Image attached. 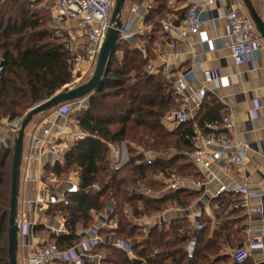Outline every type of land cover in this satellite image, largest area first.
I'll list each match as a JSON object with an SVG mask.
<instances>
[{"label": "trees", "instance_id": "obj_1", "mask_svg": "<svg viewBox=\"0 0 264 264\" xmlns=\"http://www.w3.org/2000/svg\"><path fill=\"white\" fill-rule=\"evenodd\" d=\"M43 1V0H40ZM49 1L50 0H45ZM139 3V0H131ZM153 0L145 18L154 25V33L141 38L142 45L121 42L110 58L103 80L89 97L87 110L76 115L84 140L73 143L66 155L65 173L78 171L81 191L74 194L70 207V227L77 223L88 228L94 224L92 212L104 213L107 207L102 198L116 202L110 215L116 220L115 240L127 243L135 259L111 245L106 249L107 264H229L228 248L246 241V217L241 207L243 197L226 193L214 200V229L212 221L201 219L197 232L194 256L188 258L186 246L191 238L187 217L175 218L143 232L140 219L163 213L170 207L186 210L197 193L179 190L152 199L134 191L141 187L160 191L164 187L155 180L159 173L167 177L199 174L184 156L192 148L196 128L220 123L227 116L224 105L214 96L205 100L201 110L186 124L168 130L162 120L167 112L178 108L176 93L161 75L146 71L154 59V49L164 36L163 21H179L187 10L186 0ZM31 11L26 0H0V122L24 117L33 107L63 91L74 79V56L65 42L44 26L43 20ZM53 18L50 17V20ZM44 26V27H43ZM124 142L130 161L120 170L110 168L108 146ZM135 145V146H134ZM154 149L160 154L151 165L142 161L137 147ZM13 148L0 147V264H10L8 229ZM98 185L100 191L93 187ZM53 207L48 210L52 217ZM105 232H102V235ZM78 241L74 234L58 239L60 248ZM242 264H255L252 258Z\"/></svg>", "mask_w": 264, "mask_h": 264}, {"label": "built area", "instance_id": "obj_2", "mask_svg": "<svg viewBox=\"0 0 264 264\" xmlns=\"http://www.w3.org/2000/svg\"><path fill=\"white\" fill-rule=\"evenodd\" d=\"M116 0H54L53 23L55 29L62 28L70 38L68 48L74 56L75 71L78 76L65 89H74L81 85V81L88 74H93L97 58L110 27ZM224 0H188L184 17L177 22L163 21L162 30L165 33L176 32L185 40L188 36H197L198 43L210 51L229 50L236 66L248 64L255 53L263 48V38L259 35L255 24L241 3L228 6L224 19L227 32L212 37L207 30V23L211 29L216 28L219 11ZM150 6H141L135 2L129 8L130 14L146 16ZM147 14V13H146ZM123 21L119 40L131 45H142L141 38L154 33V25L142 24L138 27L130 20ZM58 34V32H57ZM146 67L151 75H161L176 93L180 106L165 114L162 123L168 130L178 128L192 120L201 110L204 102L214 95L210 88L212 83L219 84L223 80L207 69L201 56L193 55V61L188 69L181 70V57L178 53L165 52L157 56ZM156 61L158 64L156 65ZM198 71L202 76V86L197 87ZM2 66H0V76ZM210 86V87H209ZM88 98L59 105L46 113V116L34 125L26 157L23 158L20 177V192L22 199L18 206L19 249L24 252L26 264H100L103 254L99 250L101 245H111L124 250L129 258L135 259L130 246L124 241L115 240L113 232L116 221L110 218L114 205L108 204L103 215H99L96 223L88 228L83 226L72 230L70 227V213L63 212V208L70 207L74 194L81 191V180L76 173L66 176V155L73 143L84 140L86 134L77 129L76 122L71 120L75 110H87ZM260 110H264V100L260 106L251 110L256 118ZM24 117L13 121H1L13 137L17 135ZM235 117L225 116L220 123L206 126V131L196 128L192 148L183 154L187 157L200 175L170 178L168 190L171 192L183 189L197 193L194 206L204 209L212 199L226 193H237L243 197L244 205L250 202L264 200V191L250 190L241 186L232 172H239L246 168L251 144L233 134ZM74 128L77 130L74 131ZM11 139L3 140L0 147L13 148ZM264 148V142L262 143ZM112 153L110 168L120 170L130 161L127 145L110 144ZM148 165L155 162L152 152L138 153ZM233 174V173H232ZM230 178L223 181V178ZM59 178H64L59 182ZM35 193V198L26 197L28 193ZM135 194H142L152 198L150 190H135ZM53 207L52 224L48 226L49 239L39 240L35 237V227L39 224L41 213L47 214ZM263 213V207L258 208ZM192 222L191 238L186 246L188 258H192L197 246V232L202 229L201 217L198 214L185 212ZM264 224V222H263ZM102 232L106 234L102 235ZM258 235L250 241L239 243L232 249L233 264H242L249 259L250 252H264V230H258ZM76 235L78 241L68 248H60L58 239L64 236Z\"/></svg>", "mask_w": 264, "mask_h": 264}, {"label": "crops", "instance_id": "obj_3", "mask_svg": "<svg viewBox=\"0 0 264 264\" xmlns=\"http://www.w3.org/2000/svg\"><path fill=\"white\" fill-rule=\"evenodd\" d=\"M146 2H149V5L146 3L143 6L149 7L152 5L153 0H147ZM251 2L255 10L257 11L258 15L261 17V19L264 22V0H251ZM132 3L133 2H131V4ZM187 3L188 0H186V5H185L186 8H187ZM238 3H241L245 8L242 0L222 1V7L219 11V18L216 21V28L211 29L210 25L207 23V30L212 37L217 36L219 33L224 34L227 32V25L224 19L226 10L228 6L231 5L236 6L238 5ZM171 6H175V5L171 4ZM128 11L129 8L123 10L122 20ZM144 13L147 16L148 12L144 11ZM146 16L142 17V19H135L133 22L134 26L138 27L144 24ZM139 46L141 47V45ZM156 51H157V56L165 52L178 53L181 57L182 71L188 69L191 66V62L193 61L192 59L194 54L197 55L195 58L201 56L206 63L207 69L216 76H220L223 79L219 81V84L212 83L210 85L211 87L210 86L209 87L214 92L213 96L217 97L224 105V112H226L227 115L231 114L235 117V121H236L235 128L232 132H230L231 135L235 133L239 135L240 138H242L244 141L251 144V150L249 151L248 154V163L246 168L239 172H232L233 174L231 173L232 175L231 178L232 177L237 178L241 186H246L250 190L262 189L264 191V148L262 146V143L264 142V110H260V113L256 118L250 116L251 110H253L256 106H260L264 100V40H263L262 50L259 51L258 53H255L253 55V59L248 64H244L241 66H236L234 64L230 56L229 50L210 51L209 48L205 49L203 45L198 43L197 36H188L185 40H182L176 32H171V33L164 32V36L161 38V43H159L156 46V49H154V52ZM154 59L156 60V55L154 56ZM155 64L157 65L158 61H156ZM196 75L198 77V82L196 86L200 87L202 86L203 78L198 71H196ZM76 127L77 129H79L78 126ZM16 137L17 135H15L14 137L10 135V133L8 132L5 126L0 125V143L6 139H11L12 141H14ZM24 142H25V137H24ZM24 149H25V144H24ZM111 155L112 153L110 152V158H112ZM172 177L176 179L181 178L177 174H173ZM172 177H167L163 173H159L156 176L155 180L161 182V184L164 185V187L160 191H154L151 188L146 189L144 187H141L138 190L142 192L150 190L153 192L154 195L152 196V199L155 200L160 199L164 194L171 192L168 190V181ZM229 180L230 178L228 177L223 178V181H229ZM93 190L95 192H98L100 191V187L98 185H95L93 187ZM35 196L36 194L34 192L26 194V197H30V198H35ZM19 197L20 199H22L23 197L21 192ZM196 199L197 197L193 199L191 205L186 210H181L176 207H171L166 211H164L163 213L142 217L140 219V223L141 225H143L144 234H147L148 230L155 225H159L164 222H170L172 219L175 218L186 217L185 212L187 210L190 211L192 214L195 213L200 215L202 220L204 218L210 219L212 221L211 230L214 229V225H215L214 200L216 198L212 199L211 202L207 204V206L204 209H200L199 206H194ZM101 200L102 201L108 200L106 202L107 205L108 204L116 205V202L113 201L112 199H106L104 197ZM261 206L263 207L262 214L259 213L258 211V208ZM241 207L244 208L243 215L246 217V223L248 225L245 231L246 241H250L255 237H257L258 230H264V224H263L264 200L262 202H258V201L250 202L247 206L244 205V200H242ZM103 214L104 213L97 214L96 212H92V215L94 217V224L96 223L98 216ZM37 219L39 221L38 222L39 224L35 227L34 230L35 237L39 240H48L50 238L48 226L52 224L51 217L48 214L45 215L44 213H41L40 217ZM189 224H190L189 228L192 230L191 220H189ZM77 226L81 227L84 225H82L80 222L77 223ZM116 227H117V222H116ZM103 249L105 248L100 247L99 250L101 251V253H103ZM21 252L23 254L22 255L23 264H26L25 254L23 251ZM227 252H229V254H231L232 257V248H228ZM250 253L251 254L249 258H252L255 264L264 263V252L252 251ZM106 257L107 256H103V259L100 261V264H107L105 262ZM232 260L233 258L230 260L229 264H233Z\"/></svg>", "mask_w": 264, "mask_h": 264}, {"label": "water", "instance_id": "obj_4", "mask_svg": "<svg viewBox=\"0 0 264 264\" xmlns=\"http://www.w3.org/2000/svg\"><path fill=\"white\" fill-rule=\"evenodd\" d=\"M128 0H116L105 39L101 46L95 69L92 76L85 83L74 89H64L52 98L33 107L23 118L17 137L13 143V159L11 171L10 189V212L8 229V252L10 264L18 263L19 251V225H18V206L20 195L21 166L23 162L24 137L29 124L33 119L41 114L47 113L61 104L91 97L100 86L110 58L119 43L120 29L123 26L122 13ZM251 20L256 26L257 31L264 40V22L255 10L251 0H242ZM264 264V263H260Z\"/></svg>", "mask_w": 264, "mask_h": 264}, {"label": "rangeland", "instance_id": "obj_5", "mask_svg": "<svg viewBox=\"0 0 264 264\" xmlns=\"http://www.w3.org/2000/svg\"><path fill=\"white\" fill-rule=\"evenodd\" d=\"M20 1L21 2H24L25 0H20ZM146 1L147 0H139V3H137V4L143 6V5H145L147 3L149 5V2H146ZM26 2H28L29 6L31 7V11L38 13L41 18H44L43 20H45V19L48 20L47 22L44 23V26L46 28H49V31L50 32L53 31L54 35L60 40V42H65L66 40L69 39V35L65 31H61L62 28H60V27H57V30H56L55 29V26H54V23H53V20L52 19L50 20V17L53 18L52 17L53 16V8H52V6H53V3H54V0H50V2L49 1H45V0H43V1H40V0H26ZM131 2H132L131 0H128L126 2L125 7H124V10H126V9L130 8V6H132ZM171 4L176 5V1L175 0H171L170 1V6H171ZM142 17H143L142 15H133V14H130V12L128 11L126 13L125 17L123 18V20L124 21L130 20V21L134 22L135 19H142ZM57 32H58V34H57ZM74 71H75V68H74ZM77 76H78L77 74H74V79ZM90 77H91V74H88L84 78V80L81 81L80 84H83L86 81H88L90 79ZM79 112H81V110H75L72 113V115H71V120L72 121H74V122L76 121L75 120L76 119L75 117H76V115ZM44 116H46V114H43V115L38 116V117H35L33 119V121L29 124V126L26 129L25 142H24L25 149H24V153H23V158L24 159L26 157V152H27L26 148H27V145H28V143L30 141L31 132L33 130V127L41 119V117H44ZM76 130L77 129L74 128V131H76ZM136 147H137V149H136L137 152H139V150L140 151H143V152H152V155L155 156L156 158H159V157L160 158H164V157L167 158V157H170L172 155V154H169L168 155L167 153L160 154V153H158V151H156L154 149L150 150V149H147V148H144V147H138V146H136ZM186 159L189 161V159L187 157H186ZM74 173H76V171L75 170H72V171L66 173V176H70V175H72ZM78 175H79V173H78ZM63 179L64 178H59V182L62 181ZM19 199H20V197H19ZM19 203L21 205V200H19ZM20 205H19V207H20ZM18 209H20V208H18ZM102 254H103V256H106L107 255L106 249H103V253ZM22 255H23L22 252L19 250L18 251V263L19 264H23V257H22Z\"/></svg>", "mask_w": 264, "mask_h": 264}]
</instances>
